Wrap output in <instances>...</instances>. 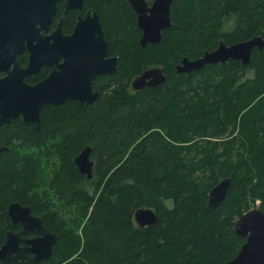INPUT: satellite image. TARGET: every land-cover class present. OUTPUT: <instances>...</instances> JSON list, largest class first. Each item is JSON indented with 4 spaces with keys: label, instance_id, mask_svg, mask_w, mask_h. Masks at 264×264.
<instances>
[{
    "label": "trees",
    "instance_id": "1",
    "mask_svg": "<svg viewBox=\"0 0 264 264\" xmlns=\"http://www.w3.org/2000/svg\"><path fill=\"white\" fill-rule=\"evenodd\" d=\"M91 5L118 57L117 72L96 78L99 96L92 104H48L38 129L21 117L0 127V148H6L0 152V246L6 231L19 227L7 212L10 202L19 201L58 235L52 255L38 264L231 260L245 241L235 223L251 196L261 198L264 210V136L258 137L264 131V46L253 50L249 64L229 60L190 74L176 68L221 40L264 37V0H173L172 26L145 48L125 0ZM231 15L236 24L224 30ZM73 17L69 12L65 29ZM18 59L25 64L28 53ZM159 65L164 83L132 88L137 75ZM248 68L254 76L244 78ZM238 120L241 134L225 138ZM87 145L91 179L74 161ZM225 177L231 178L227 200L209 206L211 189ZM140 207L153 208L157 221L138 226Z\"/></svg>",
    "mask_w": 264,
    "mask_h": 264
},
{
    "label": "water",
    "instance_id": "2",
    "mask_svg": "<svg viewBox=\"0 0 264 264\" xmlns=\"http://www.w3.org/2000/svg\"><path fill=\"white\" fill-rule=\"evenodd\" d=\"M138 13V25L143 31L140 45L156 44L163 31L172 26L171 4L173 0H155L149 7L145 0H130ZM57 0H0V127L21 117L24 122L39 128L41 111L48 104L60 105L69 100L92 104L99 96L93 89L97 75H113L117 72L118 57L108 56V41L102 30L98 15L81 19L74 32L65 35L60 23L50 35H44L57 11ZM82 0H68L67 9L81 7ZM149 12V13H148ZM264 46V37L219 46L191 59L184 57L177 71L190 74L209 64L240 60L249 64L255 48ZM28 50L29 63L22 67L17 55ZM63 59L62 62H60ZM44 66L52 68L44 80L30 84L28 75L38 73ZM167 76L160 66L150 67L137 75L132 87H144L164 83ZM6 148H0V152ZM80 172L88 179L93 177L94 160L92 146L87 145L74 159ZM231 178L221 179L210 191L208 204L219 206L228 198ZM7 212L19 231L7 230L0 246L1 264H38L49 258L58 241L57 233L51 231L40 216L32 213L29 205L19 201L8 204ZM138 226L144 228L157 221L153 208L140 207L134 214ZM35 232L34 237L25 235ZM235 232L244 242L235 257L223 264H264V210L251 208L235 223ZM28 253H32L30 256Z\"/></svg>",
    "mask_w": 264,
    "mask_h": 264
},
{
    "label": "flooded vegetation",
    "instance_id": "3",
    "mask_svg": "<svg viewBox=\"0 0 264 264\" xmlns=\"http://www.w3.org/2000/svg\"><path fill=\"white\" fill-rule=\"evenodd\" d=\"M75 1L77 2V1H79V0H75ZM125 1L128 3L129 7H130V8L132 9V11L134 12V14H135V16H136V23H137V26L139 27V25H138V13H137V11L132 7V4H131V1H130V0H125ZM145 1H146L147 5H148L149 7H151V6L153 5V2H154L155 0H145ZM67 2H68V0H57V2H56V5H57V11H56L54 17L52 18L51 23L49 24V28H48V30L43 29L42 33H43L44 35H50V34H52V33L57 29V27H58V25H59L60 23L62 24V27H61V28H62L63 33H64L65 35H70V34H72V33L74 32V29H75L77 23H78L81 19H85V18L88 17V16H89V17H93V16L95 15V13H96V14L98 15V17H99L100 22H101L102 30H103V32H104L105 38H106V40L108 41V38L106 37V33H105L104 26H103V23H102L101 15H100L99 11L96 9V7H94V6L91 5L92 0H82V5H81V7L70 8V9H67ZM69 12H73V13H74V17H73L74 20H73V22H72L70 28H69V29H65V27H64V22H65V20H66V18H67V16H68ZM148 13H149V12H148ZM87 15H88V16H87ZM139 29L141 30L140 27H139ZM142 34H143V31L141 30L140 38H141ZM139 43H140V39H139ZM218 46H219V45H218ZM25 52L28 53V60H27V62H26L25 64H23L21 61H19L18 57L21 56V55H23ZM29 55H30V53H29L28 50H25L23 53L17 55V60L21 63V66H22V67H27V65H28V63H29ZM113 56H116V55H113V54L110 53V51H109V41H108V56H107V57H113ZM62 61H63V59H62L60 62H62ZM42 69H46V70H48L46 76H45L43 79H40V80H38V81H36V80H32V76H33V75H36V74H38V73H40V72L42 71ZM42 69H41L38 73H36V74H32V75H28V76H26V77H25V80H26L28 83L34 85V84H36V83H38V82L44 80V79H45L46 77H48V76L51 74V72H52V68L49 67V66H44ZM4 75H6L5 72H0V77H2V76H4ZM101 75H104V74H101ZM98 76H100V75H97V76L94 78V80H93V89H94V91H98L97 88H96V86H95V80H96V78H97ZM31 81H32V82H31ZM98 92H99V91H98ZM74 101H77V100H74ZM78 102H79V101H78ZM22 120H23V119H22ZM18 225H19V227H18L17 229H12V230H14V231H19L22 227H21L20 224H17L16 226H18ZM36 235H37V234H36L35 232H33V233H30V234L25 235V237H34V236H36ZM28 254H29L30 256H33L32 253H28Z\"/></svg>",
    "mask_w": 264,
    "mask_h": 264
},
{
    "label": "rangeland",
    "instance_id": "4",
    "mask_svg": "<svg viewBox=\"0 0 264 264\" xmlns=\"http://www.w3.org/2000/svg\"><path fill=\"white\" fill-rule=\"evenodd\" d=\"M236 18L237 17L234 16V15L228 16L227 20L224 23V28L223 29L224 30H231L232 28H234V26L236 24ZM253 76H254V70L251 69V68H248L246 70V74H245V77L244 78H249V77H253ZM233 129H234V127L230 125L228 127V130L224 133V137L225 138H230L231 136L233 137L235 135H240L241 134V131L243 130V127H242V124L239 122V120L237 121V125L235 126V130H233ZM263 136H264V131H262L261 134L258 135L259 138H261ZM236 145H238V144H236ZM237 148L239 149V151H242L239 146H237ZM252 149H254V148H251L250 147V148L247 149V151L249 152ZM233 160H234L233 163L235 165H238L236 156L234 157ZM239 168H242V167H239ZM244 168H246V167H244ZM255 172H256V170H255ZM261 204H262L261 198H258V197L257 198H254V197L252 198V196H251L250 201H249V208H248V210L251 209V208H261L262 209Z\"/></svg>",
    "mask_w": 264,
    "mask_h": 264
},
{
    "label": "bare ground",
    "instance_id": "5",
    "mask_svg": "<svg viewBox=\"0 0 264 264\" xmlns=\"http://www.w3.org/2000/svg\"><path fill=\"white\" fill-rule=\"evenodd\" d=\"M224 38V37H223ZM228 44V43H227ZM215 49V48H214Z\"/></svg>",
    "mask_w": 264,
    "mask_h": 264
}]
</instances>
